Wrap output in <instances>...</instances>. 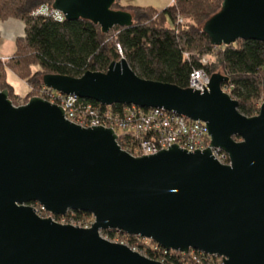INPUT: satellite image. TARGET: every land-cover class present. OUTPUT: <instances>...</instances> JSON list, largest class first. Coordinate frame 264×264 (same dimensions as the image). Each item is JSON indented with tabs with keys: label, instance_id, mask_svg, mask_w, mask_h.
<instances>
[{
	"label": "water",
	"instance_id": "95a60500",
	"mask_svg": "<svg viewBox=\"0 0 264 264\" xmlns=\"http://www.w3.org/2000/svg\"><path fill=\"white\" fill-rule=\"evenodd\" d=\"M115 0H53L66 20L87 19L107 33L132 16ZM202 31L214 46L264 42V0H222ZM213 73L203 91L136 75L126 59L79 77L44 74V87L104 105L162 108L206 124L210 144H176L133 156L102 125L83 127L39 96L14 105L0 90V264H163L100 233L136 235L165 250L200 251L222 264H264V98L246 116ZM264 92V79L262 80ZM212 148L224 151L220 163ZM81 211L88 228L41 217Z\"/></svg>",
	"mask_w": 264,
	"mask_h": 264
},
{
	"label": "trees",
	"instance_id": "16d2710c",
	"mask_svg": "<svg viewBox=\"0 0 264 264\" xmlns=\"http://www.w3.org/2000/svg\"><path fill=\"white\" fill-rule=\"evenodd\" d=\"M52 1L0 0V20L12 17L24 22V34L17 38L16 50L6 66L12 67L38 90L44 87V74L79 77L87 70L106 71L112 61L124 57L139 77L181 88L188 87L190 74L196 69H203L209 76L215 71L226 75L228 81L222 87L238 101V110L246 116L258 113L264 98V42L238 39L227 46H214L202 31L204 22L220 9L222 0H174L172 5L162 9L123 6L115 0L112 9L128 11L132 24L114 26L107 33L87 19L66 20L33 14L42 5L51 7ZM178 17L182 22L177 21ZM210 54L214 59L202 64V56ZM2 88L17 97L0 61ZM121 105L115 106L120 108ZM66 215L89 216L81 211H68ZM102 234L112 237L116 231H102ZM151 243L154 242L151 240ZM144 251L151 259L163 257L165 264H198L194 260V256L199 255L196 250L164 254L162 249L154 253L144 247Z\"/></svg>",
	"mask_w": 264,
	"mask_h": 264
},
{
	"label": "built area",
	"instance_id": "2783aa9c",
	"mask_svg": "<svg viewBox=\"0 0 264 264\" xmlns=\"http://www.w3.org/2000/svg\"><path fill=\"white\" fill-rule=\"evenodd\" d=\"M51 10L53 11L52 8ZM55 13L58 16L52 15L50 12H44L43 15L63 19L59 12L55 11ZM201 62L204 64L203 60ZM208 81L209 75L203 69H196L190 74L188 87L203 91V85L208 84ZM45 94H47L48 101L51 100L50 102L62 107L64 116L69 121L83 127L102 125L112 128L117 135V142L120 147L133 156L153 154L168 148L173 143L188 151L203 150L210 144V135L204 122L191 120L162 108H141L133 104H122L120 108H117L116 104L94 103L80 98L76 94H64L47 88H45ZM212 154L220 163L229 164L228 155L224 151L212 148ZM36 212L41 217L44 213L57 223L83 228L90 227L94 221L92 215L88 216L90 217L89 221L66 214L52 215L39 205L36 207ZM116 234L123 238L119 240L120 243H126L125 245L130 249L145 256L147 255L144 247H148L154 253H159L161 249L164 254L173 251L165 250L157 243H151L150 239L140 236H130L118 231ZM131 237L134 238L132 242L129 241ZM198 253L199 255L194 256V260L198 264H222V257L218 255H209L200 251ZM155 260L165 264L163 257L161 260Z\"/></svg>",
	"mask_w": 264,
	"mask_h": 264
},
{
	"label": "rangeland",
	"instance_id": "374dc122",
	"mask_svg": "<svg viewBox=\"0 0 264 264\" xmlns=\"http://www.w3.org/2000/svg\"><path fill=\"white\" fill-rule=\"evenodd\" d=\"M116 1L123 6L127 5V4H131V5H136V6H153L157 9H162V8L169 6V5H172L174 3V0H116ZM116 10L126 11L125 9H116ZM44 12H50V13H52V15L58 16V14L55 13L54 10L53 11L51 10V7L46 6V5L45 6L42 5L41 7H38L37 10L33 14H44ZM11 19L20 21L23 25V30H24V22L20 19L10 17V18H7L5 20H0V21H8ZM177 21L182 22L180 17H178ZM179 22H177V23H179ZM17 38H15L14 43H13L14 51L16 50ZM213 57L214 56L211 54H210V56L204 55V56H202L201 60H203L204 64L206 65L209 61L214 59ZM0 61L5 66V78L7 79V81L9 80V82L15 87V89L17 91V93H15V94L17 95V97H12V95H11L12 93H10V90H8L7 88H2L0 90L6 89L8 91V97L14 105L25 104L33 96H39V97H42V98H45L46 100H48L47 99L48 97L46 96L47 94H45V88L46 87H43L42 90L41 89L38 90V88L34 87V85H31L26 78L20 77L19 74L12 67L6 66V64L10 61V55L9 56H0ZM33 70H34V68H33ZM215 73H216V71H215ZM22 88L26 89L25 93H22V91L24 90V89L22 90ZM34 89H35V91H34ZM222 89L225 92H227L226 88L222 87ZM18 97H21V98H18ZM32 206L35 208L37 207L35 205H32ZM42 217H47V215H45L43 213ZM81 218L84 221H89V219H90V217H88V216H82ZM101 236L103 238L111 241V242H116V243H120L119 240L123 239L120 235H117V234L110 237L108 235H104L101 233ZM123 244H126V243H123Z\"/></svg>",
	"mask_w": 264,
	"mask_h": 264
},
{
	"label": "crops",
	"instance_id": "0c3cea01",
	"mask_svg": "<svg viewBox=\"0 0 264 264\" xmlns=\"http://www.w3.org/2000/svg\"><path fill=\"white\" fill-rule=\"evenodd\" d=\"M23 34H24L23 25L20 21L12 20V19L8 21H0V56L11 55L14 51L13 43L15 38L19 36H23ZM12 87L14 89V92L17 93L15 87L13 85ZM23 89L24 88H22V90ZM25 92L26 89L22 91V93Z\"/></svg>",
	"mask_w": 264,
	"mask_h": 264
}]
</instances>
